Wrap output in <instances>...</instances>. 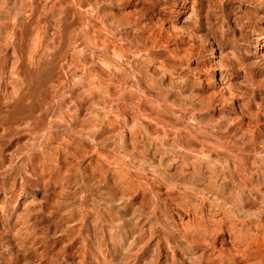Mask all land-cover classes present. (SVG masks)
Segmentation results:
<instances>
[{
	"label": "clouds",
	"instance_id": "clouds-1",
	"mask_svg": "<svg viewBox=\"0 0 264 264\" xmlns=\"http://www.w3.org/2000/svg\"><path fill=\"white\" fill-rule=\"evenodd\" d=\"M0 264H264V0H0Z\"/></svg>",
	"mask_w": 264,
	"mask_h": 264
}]
</instances>
